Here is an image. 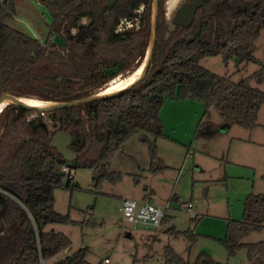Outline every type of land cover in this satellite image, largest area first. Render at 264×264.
<instances>
[{
  "label": "trees",
  "instance_id": "obj_1",
  "mask_svg": "<svg viewBox=\"0 0 264 264\" xmlns=\"http://www.w3.org/2000/svg\"><path fill=\"white\" fill-rule=\"evenodd\" d=\"M14 1L0 0V95L8 92L44 102L80 99L98 92L95 89L117 73L140 66L146 57L153 0H37L47 6L52 18L45 41L7 22ZM165 13V0H159L153 56L145 77L131 87L107 98L54 110L10 104L0 113V264H42L67 249L71 238L46 230L50 224L85 227L97 223L94 218L77 221L69 212L56 210L54 191L71 186L73 179L67 177L65 165L91 169L94 189L101 188L106 179L118 183L123 173L109 170L112 159L131 136L145 131L154 135L153 140L146 134L141 137L150 146L149 169L167 168L156 142L159 136H166L160 115L166 100L204 104L194 134L197 139L221 133L220 122L212 119V107L222 123L246 129L259 125L264 90L251 81L264 83V63L255 55L264 29V0H205L189 26L170 24ZM84 17L89 18L88 23L81 22ZM137 17L138 29L116 31L122 18ZM55 35L62 43L54 40ZM207 56H221L225 63L235 59L238 70L249 62L262 65L251 76L234 81L232 76L204 67L201 60ZM30 113L36 115L28 119ZM58 131L72 135L70 147L77 153L74 161L50 146ZM172 221L165 214L162 225ZM263 228L264 192H251L245 198L242 218L227 220L220 241L229 256L246 248L251 264H264V239L245 240ZM165 232L183 237L191 248L200 236L195 228L180 230L175 225ZM89 252L88 246L81 247L53 264H95L88 260ZM163 256L164 264H230L205 250L191 260L169 244Z\"/></svg>",
  "mask_w": 264,
  "mask_h": 264
},
{
  "label": "rangeland",
  "instance_id": "obj_2",
  "mask_svg": "<svg viewBox=\"0 0 264 264\" xmlns=\"http://www.w3.org/2000/svg\"><path fill=\"white\" fill-rule=\"evenodd\" d=\"M186 1L188 0H165V14L170 24L177 8ZM137 11L141 13L143 5ZM135 19L132 28L138 29L140 20L139 17ZM51 21L49 9L37 0H15L12 16L7 19L10 25L42 41L49 34ZM81 22L88 23L89 18L84 17ZM54 40L58 44L62 43L59 35H55ZM255 55L264 63V29L258 38ZM201 64L218 74L232 76L234 81L251 76L262 65L249 62L238 70L235 59L225 63L221 56L204 57ZM138 67L117 73L95 90L102 91L112 79L127 77ZM251 83L264 90V83H257L255 80ZM171 101H176L175 105L184 106L169 115L171 129L175 126L171 137L178 138L179 141L163 136H159L156 141L157 153L168 167L156 172L149 170L150 146L141 137L146 134L153 140L154 135L145 131L131 136L112 159L109 170L123 173V178L118 183L106 179L101 188L94 189L92 170L72 166L75 177L71 186H62L54 191V206L59 212H69L74 220L94 218L97 223L85 227L79 223L48 225L46 230L66 233L72 243L67 249L46 259L43 264H53L85 246L90 248L88 260L95 264L106 257L111 258L112 264H164V248L168 244L191 260H195L201 250H205L218 261L251 264L246 248H240L234 256H229L220 240L226 234L227 218H242L247 195L251 192H264V106L259 114L261 124L253 129H246L238 124L225 128L218 110L212 107V119L220 122L221 133L215 138L197 139L192 133L196 127L192 128L188 124L197 118L196 122L199 120L205 109L204 104L187 99L166 100L167 103ZM197 108L200 109L199 117L195 114ZM35 115L36 113H30L28 119ZM44 118L49 128L54 130L55 126L49 117ZM190 138L192 143L186 144ZM227 164L230 171L243 177H236L235 180L229 178ZM75 181L79 183V188L73 187L72 183ZM145 186L148 190L155 191V194L150 195L152 201L164 205L165 214L175 216L177 229L195 228L200 234L192 249L183 237L176 238L166 234L164 230L168 224L152 228L124 222L122 199H149L145 196ZM173 194L174 198L171 197ZM190 201L194 211H199L196 219L192 218L195 215L186 207ZM262 239L264 228L253 232L245 240L256 242Z\"/></svg>",
  "mask_w": 264,
  "mask_h": 264
},
{
  "label": "water",
  "instance_id": "obj_3",
  "mask_svg": "<svg viewBox=\"0 0 264 264\" xmlns=\"http://www.w3.org/2000/svg\"><path fill=\"white\" fill-rule=\"evenodd\" d=\"M204 1L205 0H188L184 2L182 5H180L177 8L175 15L172 19L173 24L180 25V26L191 25L196 17L197 11L199 10V8L203 6ZM107 2L113 3L115 2V0H107ZM158 13H159V0H153V15H152V22H151V34H150V42H149L148 51H147V54H146V57L143 63L140 65L142 67L141 74L135 81H133V83H131L127 87H124L123 89L110 92V93H105L104 90H102L94 94H91L89 96L76 99V100H71V101H57V102H44L43 101L44 105L42 107L26 104L22 101V99H24L25 97H18L11 93L4 92L0 95V103L4 99H10L11 100L10 104H13V105L25 107L28 109H37L41 111H47V110H54V109H58L62 107L74 106V105L86 103V102L97 100V99L107 98V97L113 96L131 87V85L135 84L137 81L145 77L148 65L153 56L155 42H156V27H157ZM72 142H73V137L70 133H67L66 131H58L56 135H54L53 138L51 139L50 146L53 148H56L63 155L65 159L69 161H74L77 158V153L70 147ZM72 185L76 187V186H79V183L75 181L72 183Z\"/></svg>",
  "mask_w": 264,
  "mask_h": 264
},
{
  "label": "built area",
  "instance_id": "obj_4",
  "mask_svg": "<svg viewBox=\"0 0 264 264\" xmlns=\"http://www.w3.org/2000/svg\"><path fill=\"white\" fill-rule=\"evenodd\" d=\"M136 19L122 18L116 28L117 32L131 29ZM63 170L67 173V177L74 178L73 170L65 165ZM168 207V206H166ZM187 209L193 213V204L190 202L186 205ZM122 212L124 222H129L133 225H147L152 228L162 226L165 217V206L157 204L149 200H138L135 198L122 199ZM44 261L42 260V264ZM102 264H112L111 258L106 257L102 260Z\"/></svg>",
  "mask_w": 264,
  "mask_h": 264
},
{
  "label": "crops",
  "instance_id": "obj_5",
  "mask_svg": "<svg viewBox=\"0 0 264 264\" xmlns=\"http://www.w3.org/2000/svg\"><path fill=\"white\" fill-rule=\"evenodd\" d=\"M188 100V99H187ZM176 101H171V103H165V105H164V107H163V109L161 110V113H160V115H161V118H162V123L164 124L163 125V128H164V133L166 134V136H163V137H165V138H170V139H173V140H175V141H179L178 140V138H172L171 137V134H172V130L173 129H175L174 127L175 126H173V128L171 129V119L169 118V115H170V113H173L172 111H174V110H176V109H178V108H181L182 106H184V105H179V104H177V105H175L176 103H175ZM172 104V105H171ZM164 113H165V116H164ZM195 114H196V116H198L199 117V115H200V109H198L197 108V110H196V112H195ZM198 119V118H197ZM196 119V120H197ZM201 119V116H200V118H199V120ZM196 120H192L191 121V123H193V124H188V125H192V128H194V127H196L197 128V122H199V120L196 122ZM197 123V124H196ZM259 124H261V122L259 121ZM228 125L229 124H225L224 126H225V128L227 127L228 129H229V127H228ZM171 129V130H170ZM195 130L196 129H194V130H192V133L193 134H195ZM166 131V132H165ZM188 136V135H187ZM192 141L193 140H191V138H190V141H186V144L188 143V142H191L192 143ZM162 158V157H161ZM150 170V169H149ZM152 171V170H151ZM227 173H228V177L229 178H231L232 180H235L236 179V177H243V176H241V175H238V174H236L234 171H230L229 170V165L227 164ZM238 175V176H237ZM234 182V181H233ZM144 190L146 191V194H145V196H148L149 197V199H146V198H144V199H141V200H149V201H152V198L150 197V195L151 194H155V191L154 190H148V187L147 186H145V188H144ZM148 191H149V194H148ZM172 198H174L175 196H174V194H173V196H171ZM125 198V197H124ZM153 202V201H152ZM155 203V202H154ZM158 204V203H157ZM198 211V209L197 210H195L194 211V206H193V214L192 215H199L198 213H199V211ZM169 216H172V215H169ZM173 217V221L171 222V223H169L168 225L169 226H171V225H175L176 226V222H175V216H172ZM192 218H194V217H192ZM229 218H231V217H229ZM229 218H227V220L229 219ZM169 226H167L166 228H168ZM177 227V226H176ZM166 228H165V230H166ZM164 230V231H165ZM166 234H168V233H166ZM225 236V235H224ZM224 236H222V237H224ZM169 245H171V244H169ZM190 249H192L191 247H190Z\"/></svg>",
  "mask_w": 264,
  "mask_h": 264
},
{
  "label": "bare ground",
  "instance_id": "obj_6",
  "mask_svg": "<svg viewBox=\"0 0 264 264\" xmlns=\"http://www.w3.org/2000/svg\"><path fill=\"white\" fill-rule=\"evenodd\" d=\"M141 71H142V67L140 66L139 68L135 69V71L132 72L127 77H115L114 79L111 80V82H109L102 89L104 90L105 93H110V92H114V91H118L120 89H123L124 87H127L128 85L133 83V81H135L139 77V75L141 74ZM22 101L26 104L34 105V106H38V107H42L44 105L42 100L29 98V97H25L24 99H22ZM10 102H11L10 99H4L0 103V113L2 112V110L5 106L10 105Z\"/></svg>",
  "mask_w": 264,
  "mask_h": 264
},
{
  "label": "flooded vegetation",
  "instance_id": "obj_7",
  "mask_svg": "<svg viewBox=\"0 0 264 264\" xmlns=\"http://www.w3.org/2000/svg\"><path fill=\"white\" fill-rule=\"evenodd\" d=\"M0 227H1V224H0Z\"/></svg>",
  "mask_w": 264,
  "mask_h": 264
}]
</instances>
